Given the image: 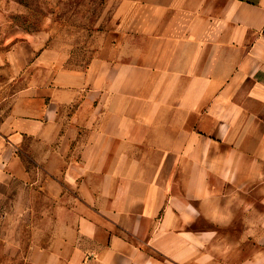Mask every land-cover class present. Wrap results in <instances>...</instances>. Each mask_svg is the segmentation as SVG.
Segmentation results:
<instances>
[{
	"label": "crops",
	"instance_id": "obj_1",
	"mask_svg": "<svg viewBox=\"0 0 264 264\" xmlns=\"http://www.w3.org/2000/svg\"><path fill=\"white\" fill-rule=\"evenodd\" d=\"M114 1L86 65L0 51V188L59 177L32 264H264V0Z\"/></svg>",
	"mask_w": 264,
	"mask_h": 264
},
{
	"label": "rangeland",
	"instance_id": "obj_2",
	"mask_svg": "<svg viewBox=\"0 0 264 264\" xmlns=\"http://www.w3.org/2000/svg\"><path fill=\"white\" fill-rule=\"evenodd\" d=\"M115 12L114 0H0V51L11 38L29 35L44 48L68 53L73 66L86 65L114 31ZM10 76L9 67L0 59V142L3 125L11 116L8 97L22 87L21 82L13 86ZM26 151L24 143L23 163L31 170L37 164ZM35 178L37 193L30 192L26 182L13 181L0 188V264H32L33 242H43L33 240V232L52 229L49 222H42L45 212L54 214L44 209L42 193L51 202L57 200L59 177Z\"/></svg>",
	"mask_w": 264,
	"mask_h": 264
}]
</instances>
